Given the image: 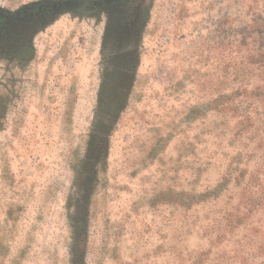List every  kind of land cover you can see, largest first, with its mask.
Listing matches in <instances>:
<instances>
[{
  "label": "rangeland",
  "instance_id": "rangeland-1",
  "mask_svg": "<svg viewBox=\"0 0 264 264\" xmlns=\"http://www.w3.org/2000/svg\"><path fill=\"white\" fill-rule=\"evenodd\" d=\"M0 264H264V0L0 23Z\"/></svg>",
  "mask_w": 264,
  "mask_h": 264
},
{
  "label": "flooded vegetation",
  "instance_id": "flooded-vegetation-1",
  "mask_svg": "<svg viewBox=\"0 0 264 264\" xmlns=\"http://www.w3.org/2000/svg\"><path fill=\"white\" fill-rule=\"evenodd\" d=\"M120 0H93V1H89V0H73L71 2H64V3H54V4H49V5H38L37 8L34 7H28L25 10H22L19 14L12 16V17H6V18H2L0 19V23L4 24L6 26V24H11V23H15L16 21H18L24 14L33 11V12H54L57 9L61 8V7H66V8H70L73 10H84L89 8L90 6H103V5H110L112 3H117ZM5 20V21H4Z\"/></svg>",
  "mask_w": 264,
  "mask_h": 264
},
{
  "label": "trees",
  "instance_id": "trees-1",
  "mask_svg": "<svg viewBox=\"0 0 264 264\" xmlns=\"http://www.w3.org/2000/svg\"><path fill=\"white\" fill-rule=\"evenodd\" d=\"M31 7L37 8L38 5H31L30 8H31ZM0 19H1V17H0ZM4 21H5V20H4ZM3 25H4V24H3ZM8 25H10V24H6V26H8Z\"/></svg>",
  "mask_w": 264,
  "mask_h": 264
}]
</instances>
